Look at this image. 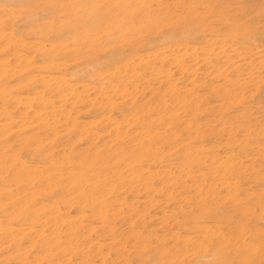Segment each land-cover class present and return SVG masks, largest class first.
<instances>
[{
    "label": "rangeland",
    "instance_id": "1",
    "mask_svg": "<svg viewBox=\"0 0 264 264\" xmlns=\"http://www.w3.org/2000/svg\"><path fill=\"white\" fill-rule=\"evenodd\" d=\"M135 2L137 12L131 4L115 0H0V63L6 64L0 65V70L15 64V51L11 49L14 41L25 43L29 49H16L27 57L33 50L40 49L41 43L47 47L53 42L57 46L62 43L70 50L80 49L85 57L90 55L87 52L96 49L85 45L90 39H94L100 49H118L125 43L123 40L138 42L140 46L138 55L133 58L134 70L130 63L108 56L98 60L97 67L85 70H81L84 66L80 67L79 75L72 78L69 67L75 61L71 58L52 57V64L65 63L66 66L50 71L46 68L50 63L36 54L29 73L38 80L36 89L31 86L15 90L26 83L19 79L22 76L6 81L0 74V88L11 84L8 89L13 99L6 103L0 98V123L9 127L8 135L0 140V155L2 145L14 146L2 155L0 163L2 167L5 163L7 168L12 158L6 157L14 156L18 160L13 162L18 165L10 167V172L8 168L4 173L0 170V264H80L83 258L91 264H111L118 250L122 253L119 255H124L120 260L124 261L116 264H159L150 263L147 256H136V252L146 255L151 250L153 254L158 250L168 252L174 246L177 249L171 251L172 256L167 255L164 263L258 264L261 255L264 256V212L261 213L257 206H264V104L260 99L262 93H258V84L264 92V0ZM200 14L205 25L196 35L168 41L161 37L148 44L155 37L154 33L162 35L167 29L184 25ZM47 28L50 35H42L41 30ZM4 46L9 47L4 50ZM44 50L46 48L38 52ZM225 58L230 60V65H241L242 70L234 71L230 65L225 66ZM86 61L83 58L77 63L84 65ZM47 76H66L64 78L78 89L75 93L80 96L82 105L71 110L72 99L67 104L42 87L41 81ZM122 78L124 96L111 94V89L120 85ZM228 79L239 81L238 99L230 97L228 101L212 94L211 89L227 85ZM83 86L89 91L83 92ZM34 92L46 94L51 102L44 109L46 118L42 122L29 118L25 120L26 126L15 128L19 127L17 123H20L23 108L13 101L25 99ZM130 103L134 107L128 110L125 105ZM34 106L39 105L34 103ZM66 113H71L72 117L68 123L63 121L62 115ZM8 114L12 119L5 117ZM72 120L79 127L76 133L70 126ZM53 123L56 128L47 126ZM11 128L10 133L8 129ZM211 129L221 133L210 139L206 133ZM172 135L173 138L167 140ZM90 151L93 152L89 155ZM156 151L162 161L147 162L149 155ZM95 154H100L97 157L100 161L92 167ZM196 158L204 160L201 168L194 166ZM218 158L229 161L232 174L228 179H223L216 169ZM20 161L30 169L26 174H31V190L27 189L25 178L13 174ZM121 161L126 163L125 167L120 165ZM84 166L90 168L86 170ZM59 173L63 176H54ZM97 175L101 176V187H97ZM118 175L128 176L120 179ZM48 176L52 177L48 182L39 181ZM76 176L91 180L83 188L73 183L77 181L74 180ZM145 187L154 190L145 194ZM210 188L220 193L216 199L212 192L211 196L205 194ZM84 193L88 198H81ZM227 193L247 210L233 212V202L222 199ZM32 195L34 200L28 203ZM102 197L111 206L103 210L100 218L95 214L99 205L96 200ZM200 198L205 201L203 210L198 207ZM79 200L84 204H79ZM24 206L34 211L39 220L22 215ZM214 207L213 215L208 216V210ZM48 219L53 221L50 223ZM76 224L80 227L73 231L72 226ZM12 237L19 241L18 246L16 243L10 245ZM44 240L46 246L49 245L44 247L48 250L45 253L41 247ZM58 246H62L61 251L57 250ZM232 248L241 249L240 256L235 255ZM217 249L221 253L213 257ZM50 255L54 263L43 262ZM38 256L43 260L37 261ZM105 258L107 261L102 262Z\"/></svg>",
    "mask_w": 264,
    "mask_h": 264
},
{
    "label": "bare ground",
    "instance_id": "2",
    "mask_svg": "<svg viewBox=\"0 0 264 264\" xmlns=\"http://www.w3.org/2000/svg\"><path fill=\"white\" fill-rule=\"evenodd\" d=\"M116 2H121L122 4L124 3V4H131L132 6H133V8L136 10V12H137V9H138V4L135 2V0H115ZM115 4V3H114ZM54 9H55V7H54ZM207 9V8H206ZM121 14V13H120ZM203 16H201V14H200V16L198 17V18H192V19H190L189 21H187L186 22V24H184V25H178V27H175V28H173V27H171L170 29H167L166 31H165V33L164 34H160V33H158V34H156V33H154V35H155V37H153L151 40H149L148 41V44H151V43H153V41H155V40H158L159 38L161 39V37H162V40H166V41H168V40H172V39H174V38H187V37H190V36H193V35H196V32H200V31H202L201 30V28L205 25V20H204V18H202ZM222 17V16H221ZM124 18V17H123ZM164 26H166V25H164ZM61 27V26H60ZM72 29V28H71ZM66 30V29H65ZM50 32V30L47 28V30H45V29H42L41 30V34L43 35H50V34H48ZM49 37V36H48ZM6 38H4V40H5ZM243 39V38H242ZM247 39V38H246ZM8 40V39H7ZM6 40V41H7ZM91 41H88L85 45L87 46V47H89V48H96V49H91L92 50V52H87V53H89L88 55L89 56H84L85 55V53L84 52H82L80 49V52H79V50H70V48L68 47H66V46H63L62 45V43L61 44H59L58 46L56 45V44H54L55 42H53V44L52 43H50L49 45V47H47L46 45H43V43H41V48L40 49H35V50H33L32 51V55L31 56H29V57H27L26 55H20L19 54V50L18 49H16V48H25V49H29L26 45H25V43L23 42V41H18V42H13L12 44H11V49H12V51H15V53L13 54V58H14V65L11 67V68H9V66H7L6 68H3V69H1L0 70V74L2 75L1 77H3V80H6V81H9L12 77L14 78V77H18V76H22L21 78H19V79H24L25 81H26V83L24 84V85H20V86H18V85H16V86H18V87H16L15 88V90H20V89H22V88H25V87H35V85L37 84V81L36 80H34V77H32L31 75H29V73L32 71V65L34 64V61H33V59H34V56L36 55V54H40L39 56L41 57V58H44V60H45V63H50V64H46L47 66H46V68H48V69H50V71H53V70H58L60 67H62V66H66V64L65 63H61V64H52V57H58V58H61V59H68V58H71V60H73V61H75L74 63H72V64H70L71 66L69 67L70 69H69V71H70V76L72 77V78H76L77 77V75H79V68L80 67H82V66H84V68L83 69H81V70H85L86 68H88V67H97L96 65V62L98 61V60H100V59H102V58H107L108 56L111 58V57H114L116 60H120L121 62H126V63H130L132 66V69L134 70V66H135V60L133 59L134 57H136L137 55H138V53H137V51H138V49H139V43L138 42H131V41H127V40H123L125 43H123L121 46H119V48L118 49H105V47L103 48H101L100 49V45L97 43V42H95V40L94 39H90ZM63 41V40H62ZM122 41V40H121ZM11 43V42H10ZM8 44V43H7ZM64 44V43H63ZM6 45V44H5ZM10 45V44H9ZM71 45V44H70ZM86 46H84L83 45V47L84 48H86L87 50H89V48H87ZM98 46V47H97ZM264 46V45H263ZM5 47L7 48V47H9V46H4L3 48H4V50H5ZM13 47V48H12ZM72 47V46H71ZM180 47H183V46H180ZM46 48V50H44V51H42V52H38L39 50H43V49H45ZM31 49V48H30ZM182 49V48H181ZM1 50H3V49H1ZM9 50V49H8ZM85 50V49H84ZM11 51V52H12ZM38 52V53H37ZM97 52H102V53H100V55H97V56H95L96 54L95 53H97ZM160 52V51H159ZM7 53V52H6ZM37 56V55H36ZM108 57V58H109ZM189 57V56H188ZM83 58H85L87 61L85 62L86 64H81V63H77V60H80V59H83ZM182 58V57H181ZM171 59V58H170ZM226 59V62H225V66H227V65H230V60L228 59V58H225ZM43 60V61H44ZM180 60V59H179ZM178 60V61H179ZM146 63V62H145ZM144 63V64H145ZM158 64V63H157ZM177 64V63H176ZM175 64V65H176ZM0 65H1V67H3V66H5L4 64H2V63H0ZM36 65V64H35ZM34 65V66H35ZM100 65V64H99ZM223 66H224V63L222 64ZM68 66V65H67ZM178 66H176V68H177ZM182 67V66H181ZM230 68H232V70H234V71H241L242 69L241 68H243L241 65H230ZM224 69V68H223ZM99 72V71H98ZM103 72V71H102ZM218 72V71H217ZM221 72V71H220ZM82 73V72H81ZM241 73H243V72H241ZM100 74V73H99ZM117 74H119V73H117ZM238 74V73H237ZM133 75H134V73H133ZM236 75V74H235ZM100 76H101V74H100ZM116 76V75H115ZM40 77V76H39ZM64 77H66V76H58L57 78L56 77H52V76H47V77H44L43 79H42V84L41 85H43L42 87H44V88H48L52 93L54 92L55 93V96H56V98H58L60 101H63V102H65V103H67L68 102V100H70V99H72L73 101H71L70 103V105H71V110H73L74 108H77V107H79V106H81L82 105V100H81V98H80V96H78V94L77 93H75L77 90L71 85V83L67 80V79H65ZM82 77V76H81ZM84 77V76H83ZM234 77H236V76H234ZM119 78V77H118ZM121 78V77H120ZM239 78V77H238ZM78 79H76V81H77ZM100 80H101V78H100ZM122 81H121V84L120 85H118V86H116V87H113V89H111V91H110V93L111 94H113V95H118V94H120V96L121 97H123L124 96V93H126V90H125V88H124V86L122 85V83L124 82V79L122 78L121 79ZM11 81V80H10ZM99 82V81H98ZM186 82H188V81H186ZM226 82H228V84L226 85V84H224L223 86H217V87H215V88H213V89H211L213 92H212V94H214V96L215 97H222L223 99H227L228 101H229V98L230 97H235V98H237L238 99V97L237 96H239L238 95V91L239 90H241L240 89V87L238 86V85H240L239 84V81L237 80H232V79H228ZM8 84V83H7ZM39 84V83H38ZM1 85V84H0ZM11 87V84H9V85H7V87L5 88H0V98H2V100L4 101H6V103L7 102H10V100H13V99H11L12 98V96L10 95V93H12V91L10 92V90L8 89V88H10ZM15 87V86H14ZM37 87V86H36ZM36 87H35V89H36ZM262 86L261 85H259L258 84V93L259 94H261L260 96H261V100H262V102H263V104H264V92L262 91V88H261ZM41 88V87H40ZM6 89H7V91H6ZM12 89V88H11ZM34 89V88H33ZM210 90V91H211ZM49 91V93H51ZM82 91L83 92H88L89 91V89H88V87L87 86H83V89H82ZM108 91V92H109ZM43 92V91H42ZM42 92H34L33 93V95L32 96H29V97H25V99L23 100V99H17V101H13V102H15V105H18V106H22V108H23V112H22V115H19L20 117H19V119H20V123H17L18 124V126L19 127H15V128H21V126H23V125H25V120H27V119H33V120H35V121H40V122H42V120L44 119V118H46V116H45V114H47L46 112L47 111H44V109L48 106V104H50L51 102L49 101V99L47 100V98L48 97H45L46 96V94L45 95H42ZM242 92V91H241ZM45 93V92H44ZM43 93V94H44ZM101 93V92H100ZM102 94V93H101ZM103 95V94H102ZM100 96V95H99ZM14 98V97H13ZM16 98V97H15ZM50 98V97H49ZM129 98L130 97H128V100H129ZM199 98V97H198ZM201 98V97H200ZM138 99V98H137ZM234 99V98H233ZM236 99V100H237ZM258 99V98H257ZM15 100V99H14ZM126 102V101H125ZM231 102V101H230ZM229 102V103H230ZM236 102V101H235ZM34 103H37L39 106L38 107H35L34 106ZM81 103V104H80ZM218 103V102H217ZM64 104V103H63ZM68 104V103H67ZM85 104V103H84ZM108 104V103H107ZM212 104H214V103H212ZM223 104V103H222ZM231 104V103H230ZM259 104V103H258ZM101 105V104H100ZM207 105V104H206ZM50 106V105H49ZM203 106V105H202ZM201 106V107H202ZM98 107H100V106H98ZM106 107V106H105ZM125 107H127L128 108V110L129 109H131V108H133L134 107V105L132 104V103H130L129 105H125ZM218 107V106H217ZM52 109V108H51ZM241 109V108H240ZM46 110V109H45ZM59 110V109H58ZM128 110H127V112H128ZM262 110V109H261ZM131 111V110H130ZM222 112V111H221ZM54 113V112H53ZM223 113V112H222ZM71 113H66V114H64V115H62L63 116V121L65 122V123H68V120L70 119V118H72L71 117V115H70ZM220 116V115H219ZM228 116V115H227ZM264 116V115H263ZM5 117H7V119L8 120H10V119H12V115L10 114H8V115H6ZM104 118V117H103ZM207 118H209V117H207ZM219 118V117H218ZM261 118V117H260ZM259 118V119H260ZM29 119V120H30ZM47 120V119H46ZM58 121H59V119H58ZM77 121V120H76ZM101 121V120H100ZM201 121H203V120H201ZM9 122V121H8ZM39 122V123H40ZM70 122V121H69ZM108 123V122H107ZM128 123V122H127ZM210 123V122H209ZM208 123V124H209ZM215 123H216V121H215ZM220 123V122H219ZM264 123V122H263ZM2 123H0V140L1 139H3L5 136V134H6V130H7V128H9V127H6V126H3V125H1ZM37 124H38V122H37ZM112 124V123H111ZM207 124V123H206ZM44 125V124H43ZM12 126V125H11ZM10 126V127H11ZM26 126V125H25ZM27 126H29V124L27 125ZM47 126H53V128H56L55 127V125H54V123L52 124V125H47ZM46 126V127H47ZM70 126L72 127V129H73V131H74V133H76L77 132V130H78V125H76V122H74L73 120H72V122L70 123ZM181 126V125H180ZM115 127V126H114ZM210 127V126H209ZM262 127V126H261ZM25 128V127H24ZM34 128V127H33ZM218 128H220V127H218ZM260 128V127H259ZM45 129V128H44ZM47 129V128H46ZM113 129V128H112ZM207 129H209V128H207ZM10 130V133H11V130H12V128L11 129H8V131ZM18 130H20V129H18ZM55 130V129H54ZM53 130V131H54ZM52 131V132H53ZM210 131V130H209ZM228 131V130H227ZM21 132V131H20ZM30 132V131H29ZM51 132V131H50ZM202 132V131H201ZM207 132V131H206ZM230 132V131H229ZM221 133V131H218V132H216L215 130H212L211 129V132L210 133H206V135L208 136V138H210V139H212V138H215V137H217L219 134ZM24 134V133H23ZM22 134V135H23ZM29 134V133H28ZM33 134H34V132H33ZM85 134V133H84ZM202 134H203V132H202ZM8 134H6V136H7ZM116 135V134H115ZM197 135V134H196ZM199 135V134H198ZM197 135V136H198ZM201 135V134H200ZM200 135H199V137H200ZM205 135V136H206ZM35 136V135H34ZM34 136H32L33 138H34ZM93 136V135H92ZM204 136V137H205ZM25 137V136H24ZM31 137V138H32ZM35 137H37V136H35ZM40 137V136H39ZM201 137H203V135L201 136ZM55 138V137H54ZM173 138V135L172 136H170V137H168L167 138V140L168 139H172ZM73 139V138H72ZM82 139V138H81ZM36 140V139H35ZM34 140V141H35ZM74 140V139H73ZM202 140V139H201ZM38 141V140H37ZM222 142V141H221ZM1 143V142H0ZM11 143V142H10ZM39 143V142H38ZM222 143H224V142H222ZM24 144V143H23ZM233 144V143H232ZM223 145H225V143L223 144ZM198 146V145H197ZM238 146V145H237ZM14 146H11V145H2L1 146V149H2V153H1V155H0V158H2V155L3 154H5V152L6 151H8L9 152V150L11 149V148H13ZM21 147V146H20ZM40 147V146H39ZM204 148V147H203ZM171 150V149H170ZM96 151V150H95ZM106 151V150H105ZM182 151V150H181ZM200 151V150H199ZM1 152V151H0ZM91 152H93V151H90V153H89V155L91 154ZM157 152V151H156ZM161 152V151H160ZM142 153V152H141ZM161 153H163V152H161ZM226 153V152H225ZM234 153V152H233ZM8 154V153H7ZM40 154H42V153H40ZM86 154V153H85ZM118 154V153H117ZM134 154H135V152H134ZM228 154V153H227ZM230 154V153H229ZM232 154V153H231ZM43 155V154H42ZM47 155V154H46ZM70 155V154H69ZM100 154H95V155H93L92 156V159H93V162H94V164H91L90 166H92V167H95L97 164H98V162L100 161V160H98L97 159V157L99 156ZM142 155V154H141ZM175 155H176V153H175ZM212 155V157L214 156L213 154H210V156ZM226 154H224V156H225ZM81 156V155H80ZM202 156V155H201ZM220 156H221V154H220ZM235 156V155H234ZM205 157V156H204ZM217 157V156H216ZM7 158H12V160H11V163L9 164V162H8V164H6V165H8V166H6L7 168H8V170H9V172H10V170L11 169H9L10 167H14V165L16 166V165H18V163L17 164H14L13 165V162L14 161H18L14 156H8V157H6V159ZM102 158V157H101ZM136 158H138V156L136 157ZM170 158V157H169ZM245 158V157H244ZM243 158V159H244ZM80 159V158H79ZM162 159V157L159 155V153L157 152V153H155V152H152L150 155H149V159H146V161L147 162H160V161H162L161 160ZM211 159V158H210ZM219 159V158H218ZM52 160V159H51ZM86 160V159H85ZM111 160H113L114 161V159H111ZM116 160V159H115ZM119 160V159H118ZM222 159H219L218 161H216V169H217V171H218V173H220V175H221V177L223 178V179H228V176H230L231 174H232V172H230V166L228 165V163H229V161H226L225 159H223L224 161H221ZM80 161V160H79ZM87 161V160H86ZM113 161H111V162H113ZM122 161H126V159H122ZM121 161V162H122ZM235 161V160H234ZM104 162V161H103ZM116 162V161H115ZM164 162V161H163ZM89 163V162H88ZM117 164H118V162H116ZM116 163H114V164H116ZM129 163V162H128ZM193 163H194V166L196 167V168H201V166H203L204 165V160L202 161V159H200V158H196L195 160H193ZM106 164V163H105ZM111 164V163H110ZM4 165V167H2V164L0 163V170H2V172L4 171H6L7 170V168H5V163L3 164ZM120 165L121 166H123V167H125L126 166V163L124 164L123 162L122 163H120ZM142 165V164H141ZM214 165V164H213ZM90 166H84V169H86V170H88L89 168H90ZM113 166V165H112ZM237 166V165H236ZM55 167H57V166H55ZM59 167V166H58ZM100 167H102V166H100ZM115 167V166H114ZM48 168V167H47ZM97 168V167H96ZM137 168V167H136ZM241 168V167H240ZM253 169H255V167H252ZM252 168H251V170H252ZM113 169H115V168H113ZM243 169H245V167L243 168ZM250 169V168H249ZM56 170V169H55ZM37 171V170H36ZM108 171V170H107ZM206 171V170H205ZM208 171V170H207ZM236 171H240V170H235L234 172H236ZM3 172V173H4ZM30 173V169H28V167L26 166V165H24V164H22V162L20 161V164H19V167H16V170L14 171V176L15 175H18V177H21V178H25V179H23V181L25 182V185H27L28 187H27V189L28 190H31V188H30V184H32V179L30 178V176H31V174H26V173ZM248 172H250V171H248ZM7 173V172H6ZM64 173V172H63ZM200 173V172H199ZM202 173H204V172H202ZM244 173V172H243ZM119 174V173H118ZM239 174V173H238ZM3 175V174H2ZM26 175H28V176H26ZM66 175L67 176H69L70 175V173H66ZM84 175H87V173H85ZM242 175V174H241ZM254 175V174H253ZM4 176V175H3ZM55 177H61V176H63V175H61L60 173H59V175H54ZM53 176V177H54ZM96 176V175H95ZM119 176V175H118ZM128 176V175H127ZM127 176H125V177H127ZM46 177V176H45ZM44 177V178H45ZM50 177V178H49ZM125 178V177H123L122 175H120L118 178ZM139 177V176H138ZM220 177V176H219ZM16 178V177H15ZM20 178V179H21ZM40 178V177H39ZM52 177L51 176H48L47 178H45V179H39V181H42V180H44V182H48V180L49 179H51ZM70 178H73V176L72 177H70ZM75 179L74 180H77V181H75V182H73L74 184H78L79 186H83V188L85 187L84 186V184H86L87 182H89V180H91V179H88L86 176H76V177H74ZM120 178V179H121ZM129 178V177H128ZM247 178V177H246ZM252 178H253V176H252ZM4 179V178H3ZM3 179H1V180H3ZM18 179V178H17ZM64 179H66V177L64 178L63 177V180ZM131 179V178H130ZM235 179V178H234ZM244 179H245V177H244ZM6 180V179H5ZM14 179H12V181H13ZM53 180H55V179H53ZM52 180V181H53ZM94 180V179H93ZM133 180V179H132ZM231 180V179H230ZM245 180H247V179H245ZM15 182H16V180H14ZM38 181V182H39ZM126 181H128V179L126 180ZM130 181V180H129ZM201 181V180H200ZM234 181V180H233ZM17 182L19 183V180H17ZM21 182H22V180H21ZM70 182V181H69ZM223 183H225V181H222ZM124 183V182H123ZM127 183V182H126ZM237 183V182H236ZM36 184V183H35ZM46 184H48V183H46ZM71 184V183H70ZM69 184V185H70ZM81 184V185H80ZM96 184H97V187H101L102 185V179H101V176L100 175H97V177H96ZM173 184V183H172ZM253 184V183H252ZM184 185V184H183ZM201 185V184H200ZM246 185V184H245ZM103 186H105V184L103 185ZM219 186H221V185H219ZM106 187V186H105ZM109 187V186H108ZM153 187V186H152ZM199 187V186H198ZM198 187H196L197 189L196 190H198ZM74 188V187H73ZM78 188V187H77ZM232 188V187H231ZM259 188V187H258ZM78 189H81V188H78ZM145 189V194H147L148 192H152V190H154V189H152L151 190V188H149V189H147L146 187L144 188ZM147 189V190H146ZM156 189V188H155ZM226 189H227V187H226ZM70 190V189H69ZM68 190V191H69ZM99 190H100V188H99ZM110 190H112V187L110 188ZM232 190H233V188H232ZM245 190V189H244ZM71 191V190H70ZM76 191H77V189H76ZM106 191V190H105ZM247 191H249V190H247ZM256 191V190H255ZM260 191V190H259ZM2 192H3V190H2ZM78 192H82V191H78ZM155 192V191H154ZM201 192H203L202 190H201ZM210 192H212L211 193V195L213 196V198H217V196H219V194L220 193H218V192H215L214 191V189H212V188H210V189H208L207 190V192L205 193L206 195H208L209 194V196H211L210 195ZM226 192H228V191H226ZM234 192H236L235 190H234ZM245 192V191H244ZM101 193V192H100ZM229 193H231V192H229ZM237 193V192H236ZM96 194H99V193H96ZM250 194V193H249ZM253 194V193H252ZM95 195V194H94ZM102 195V194H101ZM200 195V194H199ZM223 195V194H222ZM245 195H247L248 196V194H245ZM70 196H72V193H71V195ZM204 196V195H203ZM229 196V194L227 193V194H224V196H223V200H227V199H229V200H231L232 202H233V206H234V209H233V212H238V211H243V210H247V209H243V208H241L238 204H237V200L235 199V197H228ZM33 195L31 196V197H29V200H28V203L29 202H32V200H34L33 199ZM88 198V196L87 195H85V193L83 194V196H81V198L82 199H85V198ZM236 197H238V196H236ZM253 197V196H252ZM198 198V197H197ZM10 199V198H9ZM69 199V198H68ZM73 199V198H72ZM249 199V198H248ZM257 199V198H256ZM69 200H71V199H69ZM117 200V199H116ZM159 200V199H158ZM259 200V199H258ZM18 202L20 201V199H18L17 200ZM65 201V200H64ZM75 201V200H74ZM80 201V200H79ZM97 202H99V205L96 207V212H95V214H97L98 215V217H103V210L104 209H107V208H109L110 206H111V203L110 202H108L105 198H98L97 200H96ZM200 201L201 202H199V205H198V207H199V209L200 210H203L204 208H205V201H203V199H201L200 198ZM211 201V200H210ZM220 201V200H219ZM240 201H242V200H240ZM251 201H253V200H251ZM257 201V200H256ZM6 202V201H5ZM87 202V201H86ZM154 202V201H153ZM218 202V201H217ZM11 203H13V201L11 202ZM72 203V202H71ZM151 204H152V202H150ZM155 203V202H154ZM26 204V203H25ZM24 203H23V205H25ZM79 204H84V203H82L81 201H80V203ZM241 204H243V203H241ZM255 204H257V203H255ZM21 205V204H20ZM152 205H154V204H152ZM227 205V204H226ZM263 204H257V206L259 207V209L258 210H260L261 211V213H263L264 212V206H262ZM213 206V205H212ZM245 206V205H244ZM2 207H4V206H2ZM53 207V206H52ZM218 209L220 208L219 206H216ZM5 208V207H4ZM212 208V207H211ZM216 208V209H217ZM22 215L24 214L25 215V217L26 218H30L31 220H34V221H38L39 219H37L38 218V216L36 215V213L35 214H33L34 213V211H28L27 209H26V206H24V207H22ZM39 209V208H38ZM110 209V208H109ZM112 209V208H111ZM57 210V209H56ZM214 210H215V207H214V209H209L208 210V216H212L213 214H211V213H214ZM222 210V209H221ZM43 211H44V209H43ZM49 211V210H48ZM249 211H250V209H249ZM254 211V210H253ZM252 211V212H253ZM45 212H46V210H45ZM53 212V211H52ZM244 212V211H243ZM41 213V212H40ZM39 213V214H40ZM37 214H38V212H37ZM259 214V213H258ZM46 215H48V214H46ZM239 215V214H238ZM237 215V216H238ZM256 215V214H255ZM51 216V215H50ZM50 216H49V218H50ZM55 216V215H54ZM54 216H53V218H54ZM241 216H243V215H240V216H238V217H241ZM56 217H57V214H56ZM223 218H225V216H222ZM52 218V219H53ZM234 218V217H233ZM3 219H6V218H3ZM52 219H48V222H50V221H53ZM58 219V218H57ZM144 219V218H143ZM31 220H29V221H31ZM33 221V222H34ZM9 222H10V219H9ZM70 222V221H69ZM41 223V222H40ZM46 223V219H45V221L43 222V224H45ZM51 223V222H50ZM71 223V222H70ZM70 223H68L69 225H70ZM74 223V222H73ZM60 224H62V223H60ZM79 224V223H78ZM48 225V224H47ZM65 225V224H64ZM80 225H81V223H80ZM80 225H73L72 226V230L73 231H78V229H79V227H80ZM71 226V225H70ZM227 226H228V224H227ZM241 226H242V224H241ZM26 227V226H25ZM29 227V226H28ZM47 228V227H46ZM69 228V227H68ZM94 228V227H93ZM228 228V227H227ZM237 230H238V228H236ZM244 229V228H243ZM248 229V228H247ZM210 231V230H209ZM208 231V233H210L211 234V232H209ZM227 231V230H226ZM229 231V230H228ZM227 231V232H228ZM13 232V231H12ZM21 233H23V234H27L26 232H24V231H20ZM31 232V231H30ZM241 232V231H240ZM0 233H2V232H0ZM5 233V232H4ZM54 233V232H53ZM233 233H234V231H233ZM237 234V233H236ZM24 235V236H25ZM40 235H41V233H40ZM219 235V234H218ZM5 236V235H4ZM4 236H2V237H4ZM24 236H22V237H24ZM55 236V235H54ZM56 236H58L57 234H56ZM211 236V235H210ZM215 236V235H214ZM228 236H231V235H228ZM212 237V236H211ZM232 237V236H231ZM47 238V237H46ZM220 238H221V236H220ZM233 238V237H232ZM22 239V238H21ZM202 239V238H201ZM216 239V238H215ZM225 239V238H224ZM227 239V238H226ZM217 240H218V238H217ZM221 241H222V239H220ZM5 241H6V239H5ZM10 245L12 246L14 243H16L15 245H19L18 244V242L19 241H15V239L12 237L10 240ZM57 241V240H56ZM233 241H234V239H233ZM232 240H231V242H233ZM21 242V241H20ZM31 242V241H30ZM60 242V241H59ZM158 242H160V241H158ZM204 242H206V241H204ZM214 242V241H213ZM229 243H230V241H228ZM40 243V242H39ZM58 243V242H57ZM203 243V242H202ZM223 243H225V242H223ZM37 244V243H36ZM36 244H34V247H35V245ZM189 244V243H188ZM208 244V243H207ZM263 244V243H262ZM9 245V246H10ZM168 245V244H167ZM221 245H222V243H221ZM233 245V244H232ZM17 246H14V247H16L17 248ZM49 245H47L46 246V240H44V241H42V243H41V247L43 248V252L45 253V252H48V250L47 249H45V248H47ZM151 245H149V247H150ZM199 247H200V245H198ZM211 246H213V245H211ZM235 246V245H234ZM45 247V248H44ZM143 247V246H142ZM157 247H160V246H157ZM156 247V248H157ZM199 247H198V249H199ZM219 247V246H218ZM13 248V247H12ZM136 248V247H135ZM214 249L215 248H217V247H213ZM230 248V247H229ZM264 248V247H263ZM61 249H62V246H58L57 247V250H59V251H61ZM66 249V248H65ZM64 249V250H65ZM119 249V248H118ZM132 249H134V248H132ZM177 249V246H174V247H172L171 248V251H175ZM207 249H208V247H207ZM212 249V248H211ZM220 249V248H219ZM219 249H217V250H215L214 251V253H213V257H216V255H217V253H219L220 251H219ZM223 249H225V248H222V250ZM141 250V249H140ZM145 250V249H144ZM157 250V249H156ZM200 250H202V249H200ZM213 250V249H212ZM221 250V249H220ZM227 250V249H226ZM226 250H224V251H226ZM232 250H233V248H232ZM15 251V250H14ZM135 251V250H134ZM153 251L154 250H151V251H149V253H148V255H146L145 253H140V252H136V256H138V257H145V256H147V258H148V260H149V262L150 263H153V262H159V264H167V263H164V260L167 258V260H168V256H172V255H170V253H171V251H168V252H164L163 250L161 251V250H158V252L157 253H155V254H153ZM262 251V250H261ZM20 252V251H19ZM76 251H74V253H75ZM120 252V250H118V252L116 253V259H112L110 262H111V264H116L115 262H119V261H121L120 260V258H123L124 257V255H119V254H122V253H119ZM178 252V251H177ZM200 252V251H199ZM209 252H212V251H209ZM228 252V251H227ZM233 252H234V254L236 255H238V256H240V252H241V249H234L233 250ZM58 253V252H57ZM84 253V252H83ZM186 253V252H185ZM202 253V252H201ZM200 253V254H201ZM204 253V252H203ZM221 253V252H220ZM226 253V252H225ZM47 254V253H46ZM67 254V253H66ZM138 254V255H137ZM153 254V255H152ZM74 255V254H73ZM168 255V256H167ZM201 255H203V254H201ZM200 255V256H201ZM52 255H50L49 257L48 256H46V258H48V260L47 261H43V262H45V263H54V261H53V259H52V257H51ZM54 256V255H53ZM93 255H91V257H92ZM101 256V255H100ZM204 257H205V253H204V255H203ZM45 257V256H44ZM83 257V256H82ZM104 257H106V256H104ZM227 257V256H226ZM98 258H100V257H98ZM107 258V257H106ZM106 258H105V260H103L102 262H106L107 260H106ZM109 258V257H108ZM107 258V259H108ZM174 258V257H173ZM235 258V257H234ZM237 258V257H236ZM86 259H88V258H86ZM93 259V258H92ZM104 259V258H103ZM170 259H172V258H170ZM175 259H176V257H175ZM37 261H42L43 259H42V256L41 257H37V259H36ZM123 260V259H122ZM172 260H174V259H172ZM217 260V259H216ZM219 260V259H218ZM220 260H221V258H220ZM222 260L225 262V260H224V258H222ZM124 261V260H123ZM123 261H121V262H123ZM126 261V260H125ZM171 261V260H170ZM223 261H222V263H223ZM128 262V261H127ZM126 262V263H127ZM129 263V262H128ZM127 263V264H128ZM219 263H220V261H219ZM229 263V262H228ZM237 263V262H236ZM80 264H91L90 263V261L88 262L87 260H85L84 258L81 260V262H80ZM94 264H97V263H94ZM137 264V263H136ZM221 264V263H220ZM258 264H264V256H263V254L261 255V258L258 260Z\"/></svg>",
    "mask_w": 264,
    "mask_h": 264
}]
</instances>
